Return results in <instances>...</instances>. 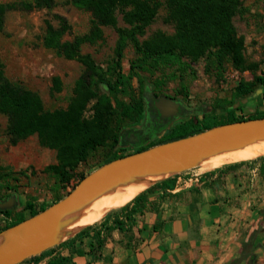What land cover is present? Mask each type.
Masks as SVG:
<instances>
[{
    "label": "trees",
    "instance_id": "obj_1",
    "mask_svg": "<svg viewBox=\"0 0 264 264\" xmlns=\"http://www.w3.org/2000/svg\"><path fill=\"white\" fill-rule=\"evenodd\" d=\"M67 2L91 13L90 31L75 37L72 41H65L64 36L70 29L65 19L59 18L58 26L48 21L43 45L66 59H79L86 67L85 72L76 81L74 96L69 107L54 111L46 110L37 92L12 82L0 69V113L8 120L7 136L10 144L16 146L29 137L37 135L42 146L56 152V161L48 165L44 171L51 173L64 186L70 185L76 177L77 168L86 162L93 152L108 145L112 147L117 145L123 137L124 125L137 123L140 116L145 114L147 105L143 97V89L147 82H150L146 72L153 73L159 66L177 67L179 71H184L188 66L185 59L196 62L203 57H208L219 64L231 62L242 71L253 70L255 67L254 64L247 62L243 54L244 39L238 35L234 25V18L243 10L241 0H67ZM55 5L56 0L0 3V31L4 30L5 17L10 11L33 12L52 9ZM162 8L166 10L164 21L174 26V34L168 35L157 31L151 37L142 39ZM117 13L122 14L123 20L129 25L128 28L117 27ZM111 26L116 27L119 36L116 56L107 68H103L92 57L81 56L80 52L83 45L95 44L101 40L103 28ZM130 47L134 49L136 58L131 62V72L127 74L124 71L123 60L126 50ZM135 77L139 79L142 88L139 96L134 94L133 79ZM261 85H264V77L260 75H255L252 80H241L235 88L234 101L250 96ZM60 87V79L53 78V90L60 91ZM88 106H91L93 111L89 119L84 116ZM225 107L226 104L218 106V108ZM260 118H264V114L238 116L235 111H230L223 116L204 114L202 118L195 117L185 123H179L165 133L160 140L151 141L133 153L192 136L216 126ZM130 131L127 130L125 136ZM133 153L116 152L109 162ZM249 160H252L250 163L256 164L260 174L264 175V153L236 163L215 164L214 167L218 169L230 164L224 169L236 171ZM214 173L215 171L210 175ZM14 175L26 176L27 174L24 171L18 174L6 172L5 168L0 166V179L10 178L18 183L19 177ZM85 177L82 175L78 183ZM176 187L177 176L161 180L119 210L114 209L92 220L95 221L105 215L101 222L88 226L61 245L31 257L21 264L37 263L57 248H66L70 253L68 256H56L47 264H67L72 261L75 254H83L81 246L78 247L76 243L90 231H95L93 235L95 243H90L89 252L94 253L105 245L106 241V238L101 236L102 231H96L99 224L102 230L108 233L112 227L107 226V223L119 211L120 214L114 219L115 228L124 231L125 225L134 224L138 216H143L150 211L158 212L159 206L155 210H148L152 205L149 200L151 194L157 190L170 192L164 199V202H167L182 194L171 193ZM50 206L42 205L37 209L33 203L28 202L25 210H29V218H31ZM1 213L10 219V222L0 226V234L28 219L22 213L13 216L9 210L1 211ZM121 216L127 222L120 220ZM259 216L261 220H264V209L260 210ZM260 222L244 243L245 253L240 259L233 260L231 264H240L249 254V258H253L256 247L254 241L263 229ZM159 225L160 222L155 227Z\"/></svg>",
    "mask_w": 264,
    "mask_h": 264
},
{
    "label": "rangeland",
    "instance_id": "obj_2",
    "mask_svg": "<svg viewBox=\"0 0 264 264\" xmlns=\"http://www.w3.org/2000/svg\"><path fill=\"white\" fill-rule=\"evenodd\" d=\"M20 1L29 0H0V3L12 4ZM241 1L243 10L234 18V25L238 35L244 39L243 54L249 64L255 65L254 69L242 71L231 62L219 64L208 57H203L196 62L185 59L188 66L184 71H179L177 67L159 66L153 73L146 72L150 80L143 89L146 105L149 104L147 95L153 94L155 98L170 97L184 107V113L176 117L174 124L167 125L145 141H141L137 135H132L135 145L130 144L129 133L125 136V132L139 123L144 115L140 116L137 123H126L119 143L113 147L108 145L93 152L88 160L77 168L76 177L68 186L62 185L51 173L44 171L48 165L56 161V152L42 146L37 135L12 146L7 136V117L0 113V166L4 167L6 172L18 174L24 171L27 174L26 176L14 175L19 177L18 183L10 178L0 179V204H11L8 209L0 207V226L10 222V219H7L1 211L9 210L13 216L22 213L29 219V210H25L28 202L33 203L37 209L42 205H53L77 186L82 175L87 176L99 166L109 162L114 153H133L151 141L160 140L165 133L179 123H185L195 117L202 118L204 114L223 116L230 111H235L238 116L264 114V85L259 86L250 96L234 101L235 88L241 80H252L255 75L264 77V0ZM165 16L166 10L162 8L142 39L151 37L157 31L168 35L174 34L175 28L164 21ZM116 17L117 27H129L121 13H117ZM59 18L65 19L70 26L68 33L64 36L65 41H72L91 29L90 12L75 7L67 0H56V5L52 9L33 12L10 11L5 17L4 30L0 31V69L12 82L37 92L48 111L69 107L74 96L76 81L86 69L79 59H66L43 45L47 22L58 26ZM118 39L116 27H104L102 39L95 44L83 45L80 54L92 57L98 65L107 68L116 56ZM135 58V51L130 47L126 50L123 60L125 73L131 72V62ZM55 77L61 81L60 91L53 90V78ZM133 88L134 94L139 96L142 88L137 77L133 79ZM220 104H226V107L218 108ZM92 114L91 106H88L84 112L85 118L89 119ZM251 161H245L246 163L236 171L229 168L224 169L230 164L217 169L214 165L219 162H206L200 167L171 177L177 176L176 189L185 188V190L192 191L209 185L212 182L209 179L212 176L210 173L214 171V174L220 172L227 176L232 174L230 177L235 180V183L241 181L243 189L239 196L243 199H238L236 205L237 209L244 210L241 213L244 217L237 216V220L231 216L227 223L229 228L223 230V236H235V240L241 245L256 229V223H251L254 220L252 214L258 209H264V175L260 174L256 164H251ZM226 175H218L216 181L226 182ZM204 181L207 182L202 184ZM168 194L170 192L162 190L151 194L149 200L152 205L148 210H155L158 206L161 208L166 203L164 199ZM102 218L89 222V225L101 222ZM263 222L264 220H261L260 224L263 228L261 231L264 233ZM254 244L256 245V239ZM58 250L59 248L48 255L52 256ZM249 255L241 261V264H249L254 258L256 264V255L251 259ZM24 264H31V262Z\"/></svg>",
    "mask_w": 264,
    "mask_h": 264
},
{
    "label": "crops",
    "instance_id": "obj_3",
    "mask_svg": "<svg viewBox=\"0 0 264 264\" xmlns=\"http://www.w3.org/2000/svg\"><path fill=\"white\" fill-rule=\"evenodd\" d=\"M220 174L226 175L222 172L212 175L209 178L212 182L199 190L171 191L182 194L164 203L158 212L138 216L134 224L125 225L124 231L115 228V216L120 214L116 212L107 223L111 231L106 233L100 224L97 226L96 231H102L101 236L106 238L105 245L90 254V243H95V231H90L76 243L83 254H75L67 264H231L240 259L245 253V244L241 245L235 236H223V230L229 228L231 216L244 217L241 215L244 210L237 209L236 205L238 199H243L239 196L243 188L241 181L232 180V174L226 175V182L216 181ZM260 210L252 214L251 223L260 222ZM120 220L127 222L123 216ZM158 222L160 225L155 227ZM263 234L260 231L256 236V264H264ZM59 252L62 256L70 253L61 248L31 264H47Z\"/></svg>",
    "mask_w": 264,
    "mask_h": 264
},
{
    "label": "water",
    "instance_id": "obj_4",
    "mask_svg": "<svg viewBox=\"0 0 264 264\" xmlns=\"http://www.w3.org/2000/svg\"><path fill=\"white\" fill-rule=\"evenodd\" d=\"M147 100L149 106L155 108L162 119L174 118L184 113V107L168 97L156 99L153 94H150L147 95ZM262 138H264V118L252 119L216 126L201 133L108 162L82 179L60 201L4 231L12 234L13 241L0 249V264H21L74 237L87 227L61 239L58 233L61 229L62 218L69 211L85 204L123 180L147 172L176 171L168 177L171 178L178 173L198 167L187 166L180 162L184 156H202L218 150L245 146ZM0 207L8 209L11 204H0ZM22 227H26L25 236L20 240H15V232ZM254 259L249 264H255Z\"/></svg>",
    "mask_w": 264,
    "mask_h": 264
},
{
    "label": "bare ground",
    "instance_id": "obj_5",
    "mask_svg": "<svg viewBox=\"0 0 264 264\" xmlns=\"http://www.w3.org/2000/svg\"><path fill=\"white\" fill-rule=\"evenodd\" d=\"M264 153V138L245 146L229 148L204 154L202 156L187 155L180 162L187 166L200 167L206 162L236 163ZM171 172H147L137 174L129 179L106 189L98 196L94 197L85 204L69 211L61 222V229L58 237L65 239L71 233H75L85 227L90 226L89 222L106 214L114 209H119L130 203L136 196L148 189L157 182L164 180L174 174ZM15 240H20L25 236L26 227L16 231ZM13 241V236L9 232L0 234V249Z\"/></svg>",
    "mask_w": 264,
    "mask_h": 264
},
{
    "label": "flooded vegetation",
    "instance_id": "obj_6",
    "mask_svg": "<svg viewBox=\"0 0 264 264\" xmlns=\"http://www.w3.org/2000/svg\"><path fill=\"white\" fill-rule=\"evenodd\" d=\"M159 99V98H156ZM179 117L181 116L178 115ZM176 122V117L162 119L155 108L147 105V110L143 116V119L134 125L131 129L128 138L130 139V144L135 145L136 143L132 140V135H137L141 141L151 138L154 134H157L164 127Z\"/></svg>",
    "mask_w": 264,
    "mask_h": 264
}]
</instances>
